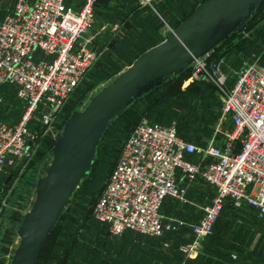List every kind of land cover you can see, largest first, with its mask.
<instances>
[{"label": "built area", "instance_id": "2783aa9c", "mask_svg": "<svg viewBox=\"0 0 264 264\" xmlns=\"http://www.w3.org/2000/svg\"><path fill=\"white\" fill-rule=\"evenodd\" d=\"M97 1L15 0L1 20L0 84L17 86L25 110L19 121L0 119V173L25 158L38 139L33 127L52 125L97 60L91 39L83 38ZM139 1L147 5L152 0ZM214 53L215 48L192 63L190 79L216 77L225 83L224 58L215 70ZM222 113L228 126L221 120L204 143L180 135L175 119L163 123L142 116L94 202L95 217L117 235L127 229L153 235L178 230L186 220L169 217L162 203L168 196L187 199L191 182L202 178L213 189L212 200L189 224L191 237L179 248L186 258H194L228 201L264 216V67L256 60L244 61L222 98Z\"/></svg>", "mask_w": 264, "mask_h": 264}, {"label": "rangeland", "instance_id": "374dc122", "mask_svg": "<svg viewBox=\"0 0 264 264\" xmlns=\"http://www.w3.org/2000/svg\"><path fill=\"white\" fill-rule=\"evenodd\" d=\"M200 1L202 0H152L147 5H142L139 0L97 1L93 22L86 33L94 35V23L106 25L104 32L106 30L108 35L101 37L103 53L100 59L82 80L52 125L33 127L38 131L35 137L38 139L25 158L14 168L0 173V264H9L12 258L19 240L17 225L35 199L37 178L45 174L52 159L51 145L68 114L78 108L79 97L90 89L93 94L111 81L131 64L134 55L168 32L169 26L182 21ZM239 40L240 43L226 58L230 64L226 68L234 74L227 76L225 83L220 84L216 77L208 79L200 76L190 79L191 69L162 86L161 90L164 92L157 100L155 116L162 115L163 119L170 122L175 119L180 128L196 142L209 140L221 120L222 126L227 127L229 120L222 113V98L231 87L242 61L250 58L264 67V5L221 47L226 48ZM227 69L223 67L226 73ZM144 105L142 100L138 101L107 129L100 140L92 172L81 181L61 220V226L49 239L47 251L45 250L39 264H234L235 259H229V254L247 249L246 246H240V241L237 240L245 236H236L230 232L232 235L218 234L219 239L207 236L202 241L199 255L194 258H186L181 253L180 245L191 237L189 224L202 216L212 200L213 189L202 178L191 182L187 199L170 196L165 203L164 212L169 217L180 216L187 222L177 231H166L158 236L129 229L117 235L91 216L93 201L107 182L120 146ZM23 113V103L16 96L15 88L10 85L0 86V119L19 121ZM217 133L222 136L220 132ZM222 215L259 214L243 203H234L228 205L220 214ZM72 217L79 220L80 229L74 233L75 239L70 243V252L62 256L63 246H60H65L72 238V232L68 229ZM224 224L228 225H222ZM230 225L233 231L234 221ZM212 234L216 235L214 232ZM74 241L80 246L83 243L91 245L90 250L94 254L85 255V250L89 248L83 247L82 253L76 254L73 250L72 254ZM61 257H64V263L59 262Z\"/></svg>", "mask_w": 264, "mask_h": 264}, {"label": "water", "instance_id": "95a60500", "mask_svg": "<svg viewBox=\"0 0 264 264\" xmlns=\"http://www.w3.org/2000/svg\"><path fill=\"white\" fill-rule=\"evenodd\" d=\"M263 0H202L160 42L148 47L111 81L84 94L65 120L52 147L36 196L17 228L18 244L9 264H37L59 218L91 170L109 126L145 92L178 74L214 49L256 10ZM228 49L212 62L218 69Z\"/></svg>", "mask_w": 264, "mask_h": 264}, {"label": "trees", "instance_id": "16d2710c", "mask_svg": "<svg viewBox=\"0 0 264 264\" xmlns=\"http://www.w3.org/2000/svg\"><path fill=\"white\" fill-rule=\"evenodd\" d=\"M199 3V2H198ZM197 3V4H198ZM264 5V0H263V2L256 8V10L249 16V17H251V16H253L262 6ZM195 9V8H194ZM189 15V14H188ZM187 15V16H188ZM248 17V18H249ZM248 18L243 22V24L248 20ZM181 21H178L177 23H175V24H173V27H176L179 23H180ZM242 24V25H243ZM241 25V26H242ZM240 26V27H241ZM239 27V28H240ZM239 28H237L236 30H238ZM235 30V31H236ZM235 31H233L228 37H226L221 43H219L216 47H215V53H214V57H217L223 50H225V49H228V52L226 53V55L223 57L224 58V60H223V63H222V68L224 67L225 69H227L226 67H228L230 64H229V62H227L226 61V58L228 57V55H229V53L232 51V49L234 48V47H236L239 43H240V40L239 41H236L235 43H233L232 45H230V46H228V47H226V48H223V47H221V45L223 44V42H225ZM163 40V39H162ZM157 41V40H156ZM161 41V40H160ZM160 41H158V42H160ZM158 42H156V43H158ZM156 43H152V44H150L149 46H147V47H145V48H143L139 53H137L136 55H134L133 56V58L131 59V63L133 62V60L140 54V53H142L144 50H146L148 47H150V46H152V45H154V44H156ZM94 45V44H93ZM94 47L98 50V52H99V56H98V58H97V60L90 66V68L87 70V72L85 73V75H84V78L86 77V75L90 72V70L93 68V66L98 62V60L100 59V57H101V55H102V53H103V47H101V46H98V45H94ZM245 60H253V59H250V58H246V59H244L243 61H242V63H241V67H242V65H243V63H244V61ZM191 69H192V64L190 65V66H188L184 71H182V72H180V73H178V74H172V75H170L169 76V78L166 80V81H164V82H162L161 84H159V85H157L156 87H154L153 89H151V90H149V91H147V92H145L137 101H135L133 104H132V106L135 104V103H137L138 101H143V103L145 104L144 105V107L141 109V113L139 114V117L136 119V121H135V123H133V125L131 126V128H130V130H129V132L127 133V136L130 134V132L132 131V129H133V127L137 124V122L141 119V117L142 116H144V115H146V116H148L151 120H154V121H160V122H163V123H169L170 121L169 120H165V119H163L164 118V116H162V115H159L158 117L157 116H155V114H157V110H156V106H157V100H158V98H160V96L163 94V92H164V90H161V88H162V86L164 85V84H167L168 82H170L172 79H174L175 77H177V76H180V75H182V74H184L185 72H187V71H191ZM227 74H228V77H229V75H232V74H234L233 72H229L228 71V69H227ZM236 77H237V75L235 76V79H234V81L236 80ZM83 78V79H84ZM82 79V80H83ZM82 80H81V82H82ZM234 81H233V83H234ZM80 82V83H81ZM80 83L76 86V88L73 90V92L69 95V97H68V99L66 100V102H65V104L63 105V107L61 108V110L64 108V107H66V105H67V103L69 102V100L71 99V97L73 96V94H74V92L76 91V89H77V87L80 85ZM232 83V84H233ZM231 84V85H232ZM2 85H10V86H13L14 88H15V94H16V96L18 97V99L23 103V110H25V107H24V102L21 100V98H19V96L17 95V86L15 85V84H12V83H9V82H4V83H2V84H0V86H2ZM91 90V89H90ZM90 90H87L86 92H84L80 97H79V99L77 100L78 101V107H79V101L81 100V98L84 96V94H86V93H88V92H90ZM145 100V101H144ZM131 106V107H132ZM130 107V108H131ZM130 108H128L127 110H129ZM76 109V108H75ZM60 110V111H61ZM74 110V109H73ZM72 110V111H73ZM126 110V111H127ZM71 111V112H72ZM125 111V112H126ZM70 112V113H71ZM125 112H123V113H125ZM70 113L68 114V116L70 115ZM122 113V114H123ZM121 114V115H122ZM120 115V116H121ZM67 116V117H68ZM119 116V117H120ZM118 117V118H119ZM117 118V119H118ZM67 119V118H66ZM117 119H115V120H117ZM3 120H5V119H3ZM115 120H114V122H115ZM6 121H8V122H16V121H9V120H6ZM113 122V123H114ZM112 123V124H113ZM112 124L109 126V127H111L112 126ZM178 129H179V133H180V135H182L185 139H187V140H193V139H191V137L188 135V133L187 132H184L183 131V129H181L180 128V126H179V124H178ZM108 130H106V132H107ZM105 132V133H106ZM105 133H104V135H105ZM103 135V136H104ZM127 136H126V138H127ZM125 138V139H126ZM56 140V139H55ZM101 140H102V138H101ZM194 141H196V140H194ZM55 142V141H54ZM124 142V141H123ZM198 142V141H197ZM204 142H206V141H203V142H199V143H204ZM53 145H54V143L51 145V152L53 153V150H52V147H53ZM122 145H123V143H122ZM122 145L120 146V149H119V153H118V155H117V158H116V160H115V162H114V164H113V166H112V168H111V170H110V173H111V171H112V169H113V167L115 166V164H116V162H117V160H118V158H119V155H120V152H121V148H122ZM99 148H100V143H99V146H98V151H97V154H98V152H99ZM97 154H96V157H97ZM96 157H95V160H94V162H93V165H94V163H95V161H96ZM93 165H92V167H93ZM15 167V165H12V166H9L8 167V169H11V168H14ZM7 169V170H8ZM6 170V171H7ZM92 172V168H91V170L87 173V175L84 177V178H86L90 173ZM110 173H109V176H110ZM109 176H108V178H109ZM83 178V179H84ZM38 179V178H37ZM82 179V180H83ZM81 180V181H82ZM108 180V179H107ZM81 183V182H80ZM106 184V183H105ZM104 184V185H105ZM80 185V184H79ZM79 187V186H78ZM104 187V186H103ZM78 189V188H77ZM77 189H76V191L73 193V195L71 196V200H70V202L67 204V206L64 208V210H63V212H62V214H61V216H60V218H59V221L57 222V224H56V226H55V228H54V230L50 233V235H49V237H48V239H47V241H46V243H45V245L43 246V249H42V251H41V254H40V256H39V259H38V261H37V264H39V261H40V259L42 258V256H43V254H44V252H45V250H46V247H47V244H48V241H49V239L51 238V236L54 234V232L59 228V226H61V220H62V218L64 217V215H65V213H66V210H67V208H68V206L70 205V203L72 202V199H73V197H74V195L76 194V192H77ZM103 189V188H102ZM101 189V190H102ZM101 192V191H100ZM100 192H99V194H100ZM98 194V195H99ZM97 195V196H98ZM97 198V197H96ZM96 198L94 199V201H93V204H92V207H91V210H90V214H91V216L94 218V220H97V221H99V222H101V223H104L105 225H106V227L109 229V225H108V223L107 222H103V221H101V220H99L98 218H96L95 217V215L93 214V205H94V202H95V200H96ZM170 198V196H168V197H166L165 199H164V201H163V203H162V210L164 211V206H165V203L167 202V200ZM231 204H234L233 202H230V201H228L227 203H226V205H225V207H224V209L228 206V205H231ZM249 207V206H248ZM224 209H223V211H224ZM252 210H253V208H251ZM222 211V212H223ZM255 211V210H254ZM221 212V213H222ZM222 216H226V215H222ZM221 216L219 215V217H218V219L216 220V222H215V225H214V229H213V231L212 232H214L216 235H213L212 234V232L210 233V234H208L207 236L209 237H214V239H217L218 238V234H220V235H222V234H227L226 233V229H225V232H223V231H220L221 233H219L218 231H216L215 232V230H216V226H217V222H218V220H219V218H220ZM22 220V219H21ZM71 222L69 223V226H68V229L72 232V235L70 234V236H72V238L70 239V241H69V243L68 244H66L65 246L62 244L61 246H60V244H59V246L62 248V246H63V250H62V256H64V254H66V253H68V252H70V249H71V244L70 243H72V241L75 239V238H73L74 237V233H76V232H78V230L80 229V222H78L79 220H77L76 218H74V217H72V219L70 220ZM226 223V222H225ZM20 224V223H19ZM18 224V225H19ZM220 225H221V222L219 223ZM18 225H17V228H18ZM224 227H222V228H226L227 226H225V224L223 225ZM92 227H88V229H91ZM110 230V229H109ZM127 230H129V229H127ZM126 230V231H127ZM125 231V232H126ZM166 231H175V230H171V229H166L165 231H164V233L166 232ZM177 231V230H176ZM163 233V234H164ZM162 234V235H163ZM158 236H161V235H158ZM206 236V237H207ZM205 237V238H206ZM220 238V237H219ZM218 238V239H219ZM212 242V241H211ZM74 244H72V251H71V253L73 254V252L74 251H76L75 253L77 254V252L79 253V252H83V250H82V247L84 248V249H88V250H85L86 251V253H85V255H91L92 253L94 254V252L93 251H91L90 250V247H91V245H89V244H87V243H83V244H81V246H80V244H78V242L77 241H74L73 242ZM215 245V244H214ZM214 248H216V246H214ZM74 250V251H73ZM47 251V250H46ZM228 258L229 259H231L232 258V252L229 254V256H228ZM233 260V259H232ZM59 262L60 263H64L65 262V259H64V257H61L60 258V260H59ZM58 262V263H59ZM231 264H233V263H231Z\"/></svg>", "mask_w": 264, "mask_h": 264}, {"label": "crops", "instance_id": "0c3cea01", "mask_svg": "<svg viewBox=\"0 0 264 264\" xmlns=\"http://www.w3.org/2000/svg\"><path fill=\"white\" fill-rule=\"evenodd\" d=\"M15 0H2L0 3V22L3 19L4 15L13 8ZM100 3V2H99ZM106 25L99 26L94 23V35H89L85 33L83 38L91 39V42L94 45H98L103 47L102 40L103 36L107 37L108 33L104 29ZM168 32L164 33L157 41L154 43L164 39ZM88 34V35H87ZM107 47V45H106ZM238 73V71H237ZM234 221V230H232V226L230 225ZM221 222V225L219 224ZM227 223L226 228L222 224ZM228 235L236 236H245V237H237L238 242L240 241V246H246L247 249L239 251L236 253L237 257L233 258L235 260L234 264H264V216L261 215H226L221 216L217 222L216 231L221 233L220 231L225 232ZM235 253V252H233Z\"/></svg>", "mask_w": 264, "mask_h": 264}]
</instances>
